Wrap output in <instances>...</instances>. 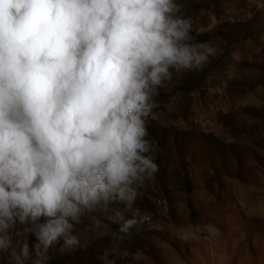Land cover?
<instances>
[{
	"label": "clouds",
	"instance_id": "9594fccd",
	"mask_svg": "<svg viewBox=\"0 0 264 264\" xmlns=\"http://www.w3.org/2000/svg\"><path fill=\"white\" fill-rule=\"evenodd\" d=\"M192 33L178 0H0V255L9 264L30 255L17 224L36 239L33 264L56 246L77 250L74 226L112 204L131 210L108 217L119 231L139 233L132 205L159 172L147 128L155 97L218 55Z\"/></svg>",
	"mask_w": 264,
	"mask_h": 264
},
{
	"label": "rangeland",
	"instance_id": "374dc122",
	"mask_svg": "<svg viewBox=\"0 0 264 264\" xmlns=\"http://www.w3.org/2000/svg\"><path fill=\"white\" fill-rule=\"evenodd\" d=\"M178 3L193 42H211L218 55L200 72L174 74L155 97L147 128L159 172L132 205L139 233L108 219L131 215L123 204L86 212L74 226L81 246L53 247L46 264H264V0ZM16 227L33 264L36 239Z\"/></svg>",
	"mask_w": 264,
	"mask_h": 264
}]
</instances>
